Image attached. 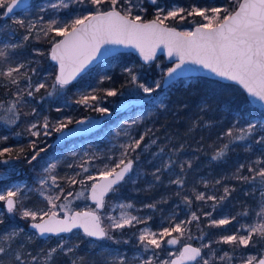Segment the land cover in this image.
Listing matches in <instances>:
<instances>
[{
  "label": "snow or ice",
  "instance_id": "obj_1",
  "mask_svg": "<svg viewBox=\"0 0 264 264\" xmlns=\"http://www.w3.org/2000/svg\"><path fill=\"white\" fill-rule=\"evenodd\" d=\"M70 3H88L95 11H88L87 14L76 16L66 23L57 19L45 22L42 16L37 20H26L14 16L17 8L21 6L27 8L25 0H0V20H11L13 24L25 29L26 33L19 43L0 45V79L6 82L5 86H14L16 89L9 101H0V109L5 113V117L0 118H5L7 124H15L20 119L18 109L26 103V97H33L35 93L47 87L44 82L33 84L32 75L37 72L36 68L29 67L33 61L15 62L13 59L15 50L23 47V43L32 36L37 22L44 24L39 32H43L44 35L54 32L57 36L62 37L53 43L51 49V59L58 62V71L52 84L53 90H62L66 85H69L76 75L96 58L102 45L133 46L139 51L144 61L151 60L156 50L163 45L168 56H175L178 60L174 67L167 69L164 73L165 77L171 79L177 69H181L183 65L191 62L210 70L218 77L238 82L243 85L250 96L264 102V0H242L234 12L229 11L228 6L206 8L195 5L192 6L191 11H187L178 6L161 7L158 0H150V4L155 7V18L148 22H142L139 15L132 16L133 7L140 8L141 11L147 10L140 4H133V0H55L47 7L54 10L68 9ZM104 4L109 5L107 11L100 10V6ZM41 11H45V9L42 7ZM185 12L188 16L202 18V22L198 23L194 30L179 32L175 28L165 26L164 21L169 19L184 20ZM3 29L4 25H0V30ZM4 34L7 36L8 32L5 31ZM34 51L38 55H43L38 50ZM125 71L130 77V82L136 84V87L142 89L144 93H154L161 88V81H155L154 87L146 83H138V76L132 68H126ZM22 82H25L23 86H21ZM46 94L51 96L53 93L47 92ZM116 94V90L107 92L108 96ZM90 99L96 100V97L84 95L77 103L88 104ZM159 106L163 107L164 105L160 102ZM96 110L101 113L109 111L104 107H99ZM32 112L35 113L36 109H32ZM140 119L137 117L125 120L123 123L131 128L137 125ZM71 122V120L68 121V123ZM77 123H82V121ZM199 123L207 125V122L202 119ZM197 125L198 121H191L189 132ZM66 128L67 123L64 121L52 125L48 118L44 117L43 123L40 121L30 123L27 132L32 137L50 136L53 132L63 133ZM152 134V129H146L139 135V138H136L130 132H124L126 142L119 145L121 149L119 157L113 160L109 156L107 159L111 162L104 164L97 177L91 175L86 177L88 181H92L90 189L87 188L84 180L77 181L76 176H79L80 173H76V176L62 178L69 184L79 183L84 186L75 195L80 198L84 197L87 192L86 198L94 202L95 209L71 214L65 213L63 218H58L55 209L63 210L68 205L66 203L56 204L54 201L60 200L61 196L65 201H68V198L74 194L69 191L67 195H64V189L60 188L58 184V179L61 178L53 171L57 165L51 163L39 178L38 188L31 189L25 184H13L0 189V201L4 202V211H0V225L5 222V212L19 214L22 220L31 221L29 227L35 229L36 232L27 236V243H31L35 235L43 237L49 233H70L74 228L82 229L86 237H94L97 240H114V237L110 235L111 229H124L137 224L147 225L151 217L141 218L126 211V209L135 208V205L130 201H119L113 205L120 209V214L118 217L108 216L110 223L107 228L102 226V218L98 210L105 208L107 194L118 196L120 185L126 181V178L131 179L130 173L134 170L133 166L140 159L138 150L147 151L150 145L156 144L155 139L145 143V137ZM201 139L203 140V137ZM7 140V136H0V141ZM225 140L227 142H220ZM217 141L220 143L214 145L213 160L224 158L230 150V145L235 144L236 141H251L255 145L264 146V118L249 119L245 114H241L234 119L231 127L218 135ZM47 147H40L37 140H30L28 148L32 152L31 156L25 153L23 147L15 149L19 154H23V157L19 154L12 157L11 153L14 149L11 147H0V163L8 164L12 159L23 158L27 164L31 165L41 153L47 150ZM184 148V143H181L179 147H173L168 154V159L162 160L161 165L155 168L152 176L156 181L160 180L162 170L170 171L178 165L181 175H177L175 180L169 182L183 187L185 180L182 174L185 172V165L191 168L192 161H178L173 157L181 153ZM245 150L250 151L251 145ZM164 152L165 148L161 147L158 153H153V156H162ZM261 157H264V149L261 151V156H258L254 161L240 163L232 176L237 181L251 185L252 192H255L257 188L260 190L259 211L255 212L254 222L241 224L240 228L232 234L222 235L216 241L193 246L191 243L193 236L188 225L193 221H199L200 217L196 212H191L189 219L177 221L176 215L173 214L165 218L164 223L168 226L162 224L156 231L148 226L139 230L137 239L140 246L144 252H152L148 259H141L138 253L135 260L130 262L126 256L117 255L111 259L105 258L104 264H137V262L138 264H215L216 261L232 264V254L224 252L223 255H217V250L212 247L213 243L232 245L234 246L233 251L241 247L252 248L257 254H250L246 258H242L241 264H264V162ZM97 158L96 156L88 157L79 167L83 172H87L88 168L85 167V164L89 160ZM68 167L71 168L72 165H68ZM245 169L248 175L243 174ZM3 175L4 173L0 172V176ZM132 183H135V180H132ZM216 183L219 184L220 181L218 180ZM233 191H235L234 188L225 186L223 195L219 197L206 196L204 192L195 194L197 201L211 200L215 202L212 205L213 211L202 213L204 217L209 218V227L227 226L237 219L236 216L212 218L217 204L227 199ZM31 192H35L46 201L47 205H50L48 211L29 208L26 205L25 201ZM248 194L245 192V195ZM183 202L191 204L188 196L183 197ZM144 207L154 209L156 204H147ZM239 215H249L248 209L245 208L244 212ZM197 226L199 227V225ZM241 229L246 230L244 234H240ZM23 233L24 229L19 226H11L10 229L0 231V264H53L57 253H62L65 256L75 255L76 249L80 246L79 244L69 246L61 238L54 247L40 249L33 254L26 250L24 241L17 243ZM204 238L205 233L201 231V235L196 239L202 241ZM165 244L182 246L177 253L168 252L167 259H158L159 252L157 250H163ZM71 264H88V262L83 258H77L73 259Z\"/></svg>",
  "mask_w": 264,
  "mask_h": 264
},
{
  "label": "trees",
  "instance_id": "obj_2",
  "mask_svg": "<svg viewBox=\"0 0 264 264\" xmlns=\"http://www.w3.org/2000/svg\"><path fill=\"white\" fill-rule=\"evenodd\" d=\"M55 1V0H46ZM168 5L173 3L179 4V7L185 8L187 11H191L193 5L198 7H218L228 6L229 11H234L238 7L240 0H165ZM40 0H33L31 3L32 12L38 13ZM143 7L146 11H141L140 8L132 9V16L139 15L141 20H150L155 18V7L150 4V1L143 0ZM133 4H136L133 1ZM126 7V5H124ZM109 8L108 4L100 6V10L104 11ZM121 10L120 8H118ZM88 11H95V9L88 3L78 4L70 3L68 9H61L58 12L59 21L64 20L66 16L70 18L75 17L72 14L78 12V15H85ZM22 12V11H20ZM18 12V13H20ZM123 12V11H122ZM185 19H169L164 21L165 24L175 26L182 31H187L189 28H193L198 23L202 22V18L198 16H188L184 13ZM11 20H0V25H4V31L8 29H15L18 33L19 41L23 40V36L26 34L25 29L20 28L13 23L7 24ZM54 32H49L48 35H44L43 32L33 31L29 40L23 43V47L16 49L13 59L15 62L33 61L29 66L30 68H36V74L32 75L33 84L44 82L46 88L41 89L35 93L33 97H26V103L18 110L20 112V119L16 121L14 127L10 129L13 132H17L20 136L9 135L7 141H0V147H11L14 151L11 153L12 157L17 156L19 153L15 149L23 147L25 153L31 156L32 152L28 148L30 140H37L40 147H47V150L40 154L36 161H33L31 165L21 158L20 160L12 159L8 164L0 163V169L13 165V161L16 160V165H21L26 171V178L30 184L31 189L38 187L37 179L43 174L44 167L47 162L58 158L59 162L56 167L55 174L61 178L60 182L64 189V193L69 191L71 187H77L80 185L69 184L65 179L66 176H76V173H80L76 176L83 177L82 169L79 165L87 160L88 157L95 155L86 154L88 150L91 153L92 147L88 143L98 142L101 135L104 134L107 128H115L118 126L121 120L132 119L136 116V113L140 109H146L149 102H145L141 106H136L138 110L122 111L113 116L109 120L105 121L101 127L91 132L88 139L83 141L85 144L78 152L72 151L78 146L80 139L83 136L78 134L71 137H66L60 142H55L58 133L53 132L52 135L46 136L45 141L39 140L38 137H32L27 132V128L31 121L41 119L42 116H47L49 122L52 125L57 124L59 121L67 123L66 129L75 128L76 123L83 118H87L90 115L101 116L102 114L96 109L104 107L113 109L114 101L117 99V94L114 96H108L107 92L111 89L120 92L125 90L133 83L130 82V77L125 71L129 67L131 62L139 64L142 62L140 58L132 52H123L116 56H112L96 66L89 69L79 79L73 81L69 85L64 87L62 92L53 90L52 84L55 80L57 73V65L50 59V50L52 44L60 39ZM38 50L43 55H38ZM117 58L121 59V62L116 63L111 67H103L105 61L109 63ZM171 63L161 55L151 64L143 63L142 76L144 80L148 77L159 78L163 81L164 73L170 67ZM15 66V64H13ZM145 68V69H144ZM23 71V70H22ZM5 81L0 79V101H9L12 98V93L16 90L14 86H5ZM25 82H22L23 86ZM78 88L89 91V94L96 97V100H89L88 104L77 103L81 99L80 90ZM52 92L51 96L46 93ZM160 102L163 103V107H160ZM32 109H36L33 113ZM109 111L107 112L109 114ZM4 112L0 109V117H3ZM245 114L246 118H264V108L259 105L253 104L245 91L237 84L223 82L214 78L201 75H193L182 77L175 81L171 86L163 91L161 99H159L154 106L151 107L143 115L138 116L141 119L138 124L131 127V135L139 138V135L144 133L146 129H152L153 134L145 137V143H148L151 139H155L156 144L150 145L147 151L138 150L140 152V159L134 164V170L130 174L131 179L126 178V181L120 185L118 196H114L109 193L106 197L113 199L124 198H139L142 203L156 204L157 209H171L176 211L177 221L180 219H189L191 212H196L200 217L199 221H193L188 225L191 233L201 234V231L205 233L206 240L216 241L222 235H230L237 227L240 228L241 224L252 223L256 219L255 212L259 211L260 190L257 188L255 192H252V186L244 184L232 178L233 173L240 163H248L254 161L258 156H261V151L264 146L255 145L251 141H236L235 144L230 145V150L226 153L225 157L218 160H213L212 155L215 150L214 145L220 142L217 141L218 135L232 126L234 119L239 115ZM206 121L207 125L200 124V120ZM3 119H0L2 121ZM71 120V123L68 121ZM198 121L196 128L189 132L191 127V121ZM10 127V126H9ZM8 127H5V129ZM3 130H0V136H2ZM27 133H26V132ZM108 135H110L108 133ZM111 135H114L111 132ZM203 137V140L201 139ZM123 143L126 142V138L123 137ZM181 143L185 144V148L181 153H178L173 159L178 161L191 160L192 166L188 168L185 165V172L182 174L185 180L183 187L176 184H172L169 181L175 180L177 175H181L179 166H174L170 171L162 170L160 173V180L156 181L152 176L156 167L161 165L162 160L168 159V154L172 151L173 147H179ZM251 145V150L246 151ZM88 146V147H86ZM211 146V147H210ZM161 147L165 148V152L162 156L154 157L153 153H158ZM87 148V149H85ZM59 150V151H57ZM99 156L97 167L102 165L103 158L107 153ZM23 157V154H19ZM7 156V154H6ZM107 156V155H106ZM118 156L114 151V157ZM75 158V160H74ZM264 162V157H261ZM74 161V165L69 168ZM89 160L85 167L88 171L91 170V162ZM140 171L142 174H146L148 178L139 176L135 178V172ZM244 175H248L247 170H243ZM15 177V175L13 176ZM135 180V183H132ZM220 181L219 184L216 181ZM8 179H1L0 186L6 184ZM227 186L234 188L235 191L225 199L217 204L215 211L213 212V219H220L223 217L236 216L237 219L230 225L222 226L218 228L209 227V218L202 215L205 211H213L212 205L214 201H197L195 200V194L204 192L206 196L215 195L219 197L223 195V188ZM248 192V195H245ZM179 193V195H177ZM188 196L191 200V204H185L183 197ZM111 198V199H112ZM42 199L35 193L31 192L28 195V199L25 201L27 205L42 204ZM2 201H0V211H4ZM184 208H187L188 212L184 213ZM245 208L248 209L249 215L242 216L240 213L244 212ZM4 224L0 225V231L10 229L11 226H19L24 229V233L17 240V243L24 241L26 244V250L35 254L40 249H48L54 247L57 242L62 238L68 236L67 243L69 246L73 244H79V248L76 249L75 255L69 254L68 256L62 253H57L53 264H71L73 259L83 258L88 264H104L105 258L111 259L115 257L114 248L123 247L116 240L122 237L121 232L117 229H111L110 235L114 237V240H97L91 237H86L81 230L75 229L70 233L62 235H54L47 238L35 235L31 243L26 242L28 235L35 233L29 227L31 221L22 220L19 214H8L5 212ZM199 225V227L197 226ZM241 231H246L242 229ZM95 241V242H94ZM7 244V242H5ZM220 244L218 252L228 250L231 254L238 253V261L241 259V255L247 252H256L252 248L244 249L243 247L233 251L232 245L224 243H214V245ZM15 247V245H13Z\"/></svg>",
  "mask_w": 264,
  "mask_h": 264
},
{
  "label": "rangeland",
  "instance_id": "obj_3",
  "mask_svg": "<svg viewBox=\"0 0 264 264\" xmlns=\"http://www.w3.org/2000/svg\"><path fill=\"white\" fill-rule=\"evenodd\" d=\"M133 1H135L136 4H140L141 7H143V4H144L143 0H133ZM148 1H150V0H148ZM53 2H55V1L40 0L39 9H38V11H36V12H38L37 14L32 12V10H31L32 7L30 6V8H28V9H26V10L20 12V13H17L14 16L15 17H20V18H25L26 20H37L38 17L42 16L44 18L45 22H47L50 19H57L59 21L58 12L62 8L58 9V10H54V9H51V8L47 7V5L49 3H53ZM158 3L160 4L161 7H170V6H178L179 7V4H177V3H173L171 5H168L165 0H158ZM42 7L45 9V11H41ZM134 8H137V7H134ZM72 15H74L75 17L79 16L78 12H75V14H72ZM75 17L70 18V16H66L64 20H60V21L61 22H65V23L66 22H70ZM11 23H12V21H9L7 24H11ZM43 27H44L43 23L37 22V27L33 31H39V29L43 28ZM192 29L193 28H189L187 31H192ZM7 32H8V35L6 36L4 34L5 33L4 29L0 30V45H2L4 43H18L19 38H18L17 31L15 29H8ZM119 62H121L120 58L112 60L109 63H107L105 61V65L103 67H105V68L111 67V66H114L116 63H119ZM133 62L134 61L131 62L129 67H133L134 66L133 70L135 71V74L138 76V81H137L138 83H146V84L154 87L155 86L154 82L155 81H160L159 78H155V77H148V78H146L144 80H139V78H141V79L144 78L142 76V72H144L143 67H142L143 66V62H140L139 64L133 63ZM63 90L64 89L56 90V91L62 92ZM78 90H80V96L81 97L84 96V95L94 96L93 93H92V95H90L89 91H87L85 89L78 88ZM111 90H114V89H111ZM163 91L164 90H163V87H162V83H161V88L158 89L154 93H144L142 89L137 88L136 84L133 83L132 85L128 86L125 90L120 91V92L117 93V99L113 102L114 103V107H113V109H111L109 111V113L112 112L117 107H119L124 102H126L127 100H130L132 98H141V97H145V96H148V95L155 94L156 95L155 97H152L149 101H147V102H149V104L147 105L146 109L143 108V109L138 110L135 107H130L129 108V111L138 110V112L136 113V116L132 117V119H136L138 116L143 115L145 112H147L149 109H151V107L154 106L155 103L159 99H161V95H162ZM107 114L108 113H105V114H102L101 116L90 115L87 118H83L81 120L82 123H76L75 126L79 127V126L84 125V124H94V123L98 122L101 118L106 117ZM3 115H4L3 117H5V113ZM7 115L10 116L11 114H7ZM44 117L48 118V115L47 116H42L41 119H39V121L41 123H43ZM0 119H3L2 121H0V130L4 129V131L2 132V134H3L2 136H7V137L9 135L17 136L18 133L17 132H13L10 129L11 127H14V125L16 123L15 124H7L5 118H0ZM125 120H131V119H125ZM125 120H121V122H119L118 126H116L115 128H112V129L111 128H107L105 130L104 134L101 135V137H100L98 142H92L91 141L90 143H88L89 146L92 147V150H91V153L88 150H86L87 151L86 154L95 155L96 157L99 158V156H97V155H104L103 153H107L106 154L107 156L106 155L102 156L103 162H102L101 167L100 166L97 167L98 163H97L96 160H98V158L94 159V161L90 163V165L92 166L91 170H89L86 173H84L83 177L78 179V181L79 180H84L85 181V185L87 186V188H90L91 183H92V181H88L86 179L87 176L91 175V176L97 177L99 170L101 168H103L104 164L111 162V161H109L107 159L109 156H111L113 160H115L117 157H119V154H120V151H121V149L119 148V145L123 143V139H122L124 137L123 133L126 132V131L130 132V134L132 133V131L130 130L129 126L125 125L123 123ZM37 121L38 120H34V121H31L30 123H34V122H37ZM48 121H49V118H48ZM5 127H8V129L7 128L5 129ZM91 132L92 131H85L83 133V136L80 139V142H79L78 146L75 148V150L72 151V153L73 152H78V151L81 150V148L84 147L85 144L83 143V141L88 139L89 135H91ZM111 132H113L114 135H111ZM108 133L110 135H108ZM18 136H20V135H18ZM45 137L46 136L41 135L38 138H39V140L43 139L45 141L46 140ZM88 140H90V138ZM86 147H88V146H86ZM48 148H51V146H48ZM85 149H87V148H85ZM57 151H59V150H57ZM114 151L117 153L118 156L114 157ZM158 157H160V156H158ZM74 160H75V158H74ZM58 162H59L58 158H55V159L53 158L52 161L47 162V164L45 165L44 169L47 168L49 166V164H51V163H56V165H58ZM13 163L14 164L11 165V166H8L6 168H1L0 169V172L4 173L3 176H0V180L1 179L10 180L6 184L1 185L0 189H4L5 187H10L13 184H25V185H27L28 188H30V184L28 183V180L25 177L26 176V171L22 168L21 165H16V160H14ZM71 165L72 166L74 165V161L72 162ZM53 171H54V174H55L56 168ZM43 174H44V171H43ZM139 174L141 175V177L148 178V176L146 174L140 173L139 170L137 172H135V178H137L139 176ZM14 175H15V177H13ZM39 178L37 179V183H38ZM58 184H59L60 188H63L62 185H61L60 179H58ZM38 187H39V184H38ZM82 188H84V186H82L81 184L78 185L77 187H71V189L69 191H71L74 195L72 197H69L68 201H65L63 199V196H61L60 200L54 201V203H56V204L66 203L68 205V207L63 209V210H61L60 208H56L55 211L57 212V214L64 215L66 212H72L75 209H85V208H89V209H92V210L95 209V205L92 204V202L88 198H86L87 197V192H85V196L84 197H80V198L76 197L75 194L80 192L82 190ZM69 191L64 193V195H67V193ZM50 194H53V193H50ZM111 198H107L106 199L105 208L103 210L99 211V214L101 215V218H102V222H103V224H104V226L106 228L109 226V223H110L109 220H108V216L111 215V216H117L118 217L119 214H120V209L113 206L115 203H117L119 201H125V202L130 201L131 203H133L135 205L134 209H126V211L131 212L133 215L139 216L141 218L151 217V220L148 221L147 225L137 224L134 227H125L124 229H117L119 231V233L121 232L122 237H119L116 241L119 244H121L123 249L122 248L120 249V247H118V246L115 247L113 255L114 256L124 255V256H126V258L130 262L135 260V258L137 257L138 253H139V257L141 259H145V260L148 259V257L152 255V252L151 251L144 252L142 247L140 246V244L138 242V239H137V237L139 235V230L141 228L145 227V226H148L153 231H156V230H158L160 228V226L162 224H163V226H168L166 223H164L165 218H168V217H170L173 214L176 215L177 212L176 211L174 212L171 209L167 210V209H162V208L161 209L146 208V207H144V205H147V204L146 203H142L139 198H134V197L133 198H129V199L128 198H124V199H113L112 198L111 199ZM41 199L43 201L42 204H36L35 206L27 205V204L26 205L29 208H39V209H43V211L46 212V211H48L50 205H47L46 201H44L43 198H41ZM3 206H4V203H3ZM183 212L187 213L188 212L187 208H184ZM180 220H185V219H180ZM237 229H239V228L237 227ZM244 233H245L244 231L240 232V234H244ZM191 235L193 236V240L191 241V243H194V244L200 245L201 243H209V241H211V240H206L207 239L206 236H205V238L202 241L200 239H196L201 234L191 233ZM63 240L67 242L68 241V236L65 237ZM106 240H109V239H106ZM181 246L182 245H179V244L178 245H174V246H170V245L165 244L164 247H163V250H157L159 252L158 259H161V260L162 259H167L168 258V256H167L168 252L177 253L178 249ZM220 246H221L220 244H217V245H214V243L212 244V247L217 250V255H223L224 252H228V250L218 252ZM205 251H207V250H205ZM250 254L255 255L257 253L256 252H254V253L253 252H247L245 254H242L240 256L241 259H239V261H238V253L237 254H232V256H233L232 264H241L242 258H246ZM137 264H138V262H137ZM215 264H225V262L216 261Z\"/></svg>",
  "mask_w": 264,
  "mask_h": 264
},
{
  "label": "water",
  "instance_id": "obj_4",
  "mask_svg": "<svg viewBox=\"0 0 264 264\" xmlns=\"http://www.w3.org/2000/svg\"><path fill=\"white\" fill-rule=\"evenodd\" d=\"M32 1L33 0H25V4L27 5V8H25L24 6H21V7L17 8L15 10V12H14V15L17 14L18 12H20V11H24V10L30 8ZM240 2H242V0ZM107 10H104V11H107ZM122 14H123V12H122ZM151 20H153V19H150V20H142V22H148V21H151ZM165 26L166 27H169V28H175L179 32H184V31L180 30L179 28H177L175 26H170V25H167V24H165ZM196 26L197 25H195L192 30H194V28ZM60 39H62V37ZM60 39H58L57 41H59ZM52 46H53V44H52ZM52 46H51V49H52ZM123 52H132V53L136 54L140 58V60L143 63H145V64H151L153 61H155L161 55H163L166 58V60L171 63V65H170L169 68L174 67L175 64L178 62V60H177V58L175 56H172V57H169L168 56L167 50L164 49V46L163 45H161L156 50L154 57L151 60H149V61H144L143 58H142V56L139 54V51L135 47H133V46H125V45H102L101 46V51H100V53L97 54L96 58L90 64H88L81 72H79L76 75L75 79L72 80L70 83H72L73 81L79 79L89 69H91L92 67H94L97 64L101 63L102 61H104V60H106V59H108V58H110L112 56H115V55H118L120 53H123ZM50 59H51V50H50ZM52 61L57 65V71H58V62L57 61H54V60H52ZM193 75L207 76V77L214 78V79H217V80H220V81H223V82H229V83L237 84V85H239L245 91V93L247 94V96L249 97L250 101L253 104L262 106L264 108V102H260L255 97L250 96L247 93L246 89H244L243 85L239 84L236 81L226 80V79H223L221 77H218L215 73L211 72L210 70L204 69L200 65L192 64L191 62H188L185 65H183L181 69H177L176 74H174L171 79H169V78H167V77L164 76L163 77V81H162L163 90H166L169 86H171L178 79H180L182 77L193 76ZM155 96H156L155 94H152V95H148V96L141 97V98H132L130 100H127L126 102H124L123 104H121L119 107H117L116 109H114L112 112H110L109 114H107L106 117L101 118L98 122H96L94 124H84V125H81L79 127H75V128H71V129H65L63 133H58V135H57V137L55 139V142H59V141L65 139L66 137H71V136H75V135H78V134H82L85 131H93V130H96L99 127H101L105 121L109 120L110 118H112L113 116L117 115L118 113H120L122 111H129V108L130 107L141 106L142 104H144L145 102L149 101L152 97H155ZM89 200L92 203H94L91 199H89ZM90 210H92V209H89V208H85V209H75L72 212H66V213L71 214V213H75V212H83V211H90ZM101 210H103V209H100L98 211H101ZM64 215H59L58 214V218H63ZM102 226H104L103 222H102ZM31 229L36 232L35 229H33V228H31ZM75 229H79V230H81L83 232V230L80 229V228H74L73 230H75ZM62 234H67V233H60V234H51V233H49V234H46L43 237L44 238H47V237H50V236L62 235ZM91 238L96 239L94 237H91ZM192 244H193V246H199L198 244H194V243H192ZM170 246H173V245H170Z\"/></svg>",
  "mask_w": 264,
  "mask_h": 264
},
{
  "label": "flooded vegetation",
  "instance_id": "obj_5",
  "mask_svg": "<svg viewBox=\"0 0 264 264\" xmlns=\"http://www.w3.org/2000/svg\"><path fill=\"white\" fill-rule=\"evenodd\" d=\"M107 197V196H106ZM105 201H106V198H105ZM92 204H94V203H92ZM95 205V204H94Z\"/></svg>",
  "mask_w": 264,
  "mask_h": 264
}]
</instances>
